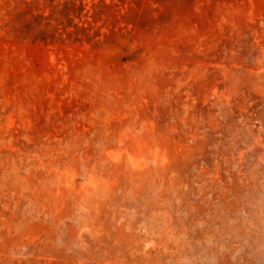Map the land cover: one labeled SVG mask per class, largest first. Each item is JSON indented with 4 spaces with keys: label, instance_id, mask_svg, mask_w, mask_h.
Wrapping results in <instances>:
<instances>
[{
    "label": "rangeland",
    "instance_id": "obj_1",
    "mask_svg": "<svg viewBox=\"0 0 264 264\" xmlns=\"http://www.w3.org/2000/svg\"><path fill=\"white\" fill-rule=\"evenodd\" d=\"M0 264H264V0H0Z\"/></svg>",
    "mask_w": 264,
    "mask_h": 264
}]
</instances>
